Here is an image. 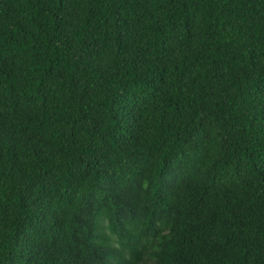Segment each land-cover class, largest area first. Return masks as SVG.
Wrapping results in <instances>:
<instances>
[{
    "label": "trees",
    "instance_id": "16d2710c",
    "mask_svg": "<svg viewBox=\"0 0 264 264\" xmlns=\"http://www.w3.org/2000/svg\"><path fill=\"white\" fill-rule=\"evenodd\" d=\"M0 264H264V0H0Z\"/></svg>",
    "mask_w": 264,
    "mask_h": 264
}]
</instances>
